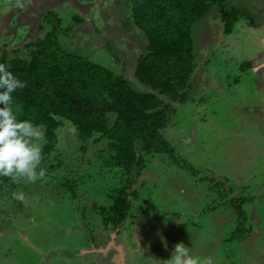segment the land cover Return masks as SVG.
Masks as SVG:
<instances>
[{
	"label": "rangeland",
	"instance_id": "obj_1",
	"mask_svg": "<svg viewBox=\"0 0 264 264\" xmlns=\"http://www.w3.org/2000/svg\"><path fill=\"white\" fill-rule=\"evenodd\" d=\"M225 5L242 11L229 33L214 6L191 25L194 68L176 89L183 99L159 95L169 117L165 137L198 172L155 154L124 175L104 162L103 138L81 143L62 120L54 149L41 152L43 177H0V264H162L177 242L209 264H264V0ZM51 24L62 47L147 90L133 76L145 37L127 4L0 0V52L27 59V43ZM125 180L129 210L105 224L98 209ZM238 195L247 198L244 230L226 241L239 218L224 203Z\"/></svg>",
	"mask_w": 264,
	"mask_h": 264
},
{
	"label": "trees",
	"instance_id": "obj_2",
	"mask_svg": "<svg viewBox=\"0 0 264 264\" xmlns=\"http://www.w3.org/2000/svg\"><path fill=\"white\" fill-rule=\"evenodd\" d=\"M120 1L128 5L132 24L145 37V51L136 61L133 76L147 90L133 88L127 78L110 68L62 47L56 26L51 24L41 37L27 43V59L9 56L6 49L0 52V62L24 81V87L12 93L19 118L42 126L43 153L54 149L55 130L62 120H67L79 142L85 143L92 134L103 138L107 148L104 162L119 168L124 175L142 169L155 154H163L193 175L197 169L177 155L163 133L169 117L159 95H176L179 101L185 95L176 89L190 78L194 68L192 23L214 6L222 31L227 34L242 11L226 7L225 0ZM59 164L57 160L49 167ZM215 183L222 188L223 183ZM127 185L125 180L113 188L110 204L99 207L105 224H117L126 216L130 206L125 196ZM246 199L232 196L224 203L239 218L226 241L239 238L244 230L241 204Z\"/></svg>",
	"mask_w": 264,
	"mask_h": 264
},
{
	"label": "clouds",
	"instance_id": "obj_3",
	"mask_svg": "<svg viewBox=\"0 0 264 264\" xmlns=\"http://www.w3.org/2000/svg\"><path fill=\"white\" fill-rule=\"evenodd\" d=\"M24 87L9 66L0 62V177L28 182L45 175L39 168L44 140L42 126L30 119H21L13 103L12 93ZM13 198L23 200L22 192H13ZM162 264H209L206 259L191 255L189 247L177 242L168 259Z\"/></svg>",
	"mask_w": 264,
	"mask_h": 264
},
{
	"label": "crops",
	"instance_id": "obj_4",
	"mask_svg": "<svg viewBox=\"0 0 264 264\" xmlns=\"http://www.w3.org/2000/svg\"><path fill=\"white\" fill-rule=\"evenodd\" d=\"M216 9V8H215ZM217 11V10H216Z\"/></svg>",
	"mask_w": 264,
	"mask_h": 264
}]
</instances>
